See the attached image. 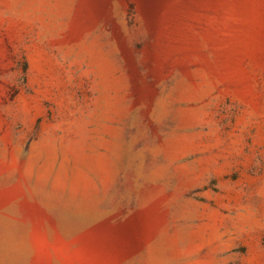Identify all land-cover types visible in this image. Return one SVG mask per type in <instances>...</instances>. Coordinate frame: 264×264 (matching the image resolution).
Instances as JSON below:
<instances>
[{"label":"rangeland","instance_id":"1","mask_svg":"<svg viewBox=\"0 0 264 264\" xmlns=\"http://www.w3.org/2000/svg\"><path fill=\"white\" fill-rule=\"evenodd\" d=\"M0 264H264V0H0Z\"/></svg>","mask_w":264,"mask_h":264}]
</instances>
